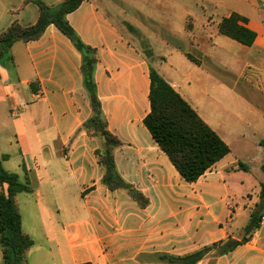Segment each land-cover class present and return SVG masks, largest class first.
Listing matches in <instances>:
<instances>
[{
    "label": "crops",
    "instance_id": "obj_1",
    "mask_svg": "<svg viewBox=\"0 0 264 264\" xmlns=\"http://www.w3.org/2000/svg\"><path fill=\"white\" fill-rule=\"evenodd\" d=\"M39 1L53 13L65 0ZM110 12L146 38L155 71L228 146L197 180L182 178L144 125L152 65ZM40 13L34 0H0V35ZM232 13L255 33L250 46L219 32ZM65 18L93 50L96 96L121 143L115 169L144 201L101 183L103 138L82 127L92 112L82 53L49 23L0 61V160L30 187L14 196L33 242L24 263L264 264V0H82Z\"/></svg>",
    "mask_w": 264,
    "mask_h": 264
},
{
    "label": "trees",
    "instance_id": "obj_2",
    "mask_svg": "<svg viewBox=\"0 0 264 264\" xmlns=\"http://www.w3.org/2000/svg\"><path fill=\"white\" fill-rule=\"evenodd\" d=\"M82 0H65L53 13H49L39 0L34 2L40 8L38 21L29 27L22 28L12 24L0 35V61L11 62L7 53L10 46L17 40L37 38L45 26L54 24L72 44L82 53L83 84L91 105V115L83 123V129L91 136H101L103 141L95 150L98 164L103 170L101 183L110 191L121 188L131 195L144 201L140 193L134 192L117 173L114 164V149L120 141L106 127V121L100 109L93 81L95 57L93 50L85 46L67 23L65 15L74 10ZM245 18L232 13L223 18L218 26L221 34L250 46L255 33L241 25ZM149 112L143 123L153 139L160 146L182 178L187 182L197 180L212 164L229 152L228 146L206 125L194 109L167 83L154 69L149 71ZM264 145V141H261ZM261 170L264 174V165ZM0 247L4 264H25V252L32 245L31 238L21 229L20 214L16 208L14 196L19 192H28L27 182L20 180L16 173L6 171L0 160ZM260 197L264 199V179L260 184ZM259 214H252L250 221L257 227ZM243 237L241 240H244ZM235 242L230 241L229 247ZM197 255L186 259L193 262ZM90 264V263H81ZM188 264V262H187Z\"/></svg>",
    "mask_w": 264,
    "mask_h": 264
},
{
    "label": "rangeland",
    "instance_id": "obj_3",
    "mask_svg": "<svg viewBox=\"0 0 264 264\" xmlns=\"http://www.w3.org/2000/svg\"><path fill=\"white\" fill-rule=\"evenodd\" d=\"M111 17L114 19L115 22H117L119 24V26H121L123 28V30H125L126 32H128V34L130 35V38L140 47L142 48V50L144 51V53L148 56L150 63L152 65V68L154 70L157 69L158 66V62L156 59L155 54L152 53V50L150 49L148 42L145 40L146 38H141L139 36H135V34H133V30L130 28H127L126 26H124L123 24H121L118 19L113 16L112 12H110ZM150 43H154L155 45L158 44V41H156L155 39L149 40ZM262 173V172H261Z\"/></svg>",
    "mask_w": 264,
    "mask_h": 264
},
{
    "label": "water",
    "instance_id": "obj_4",
    "mask_svg": "<svg viewBox=\"0 0 264 264\" xmlns=\"http://www.w3.org/2000/svg\"><path fill=\"white\" fill-rule=\"evenodd\" d=\"M258 208H259L258 211H261L264 208V199H261Z\"/></svg>",
    "mask_w": 264,
    "mask_h": 264
}]
</instances>
